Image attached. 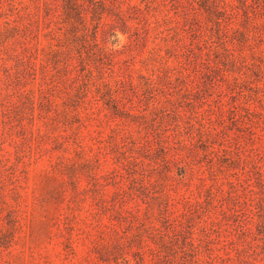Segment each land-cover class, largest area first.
Returning a JSON list of instances; mask_svg holds the SVG:
<instances>
[{
    "label": "rangeland",
    "instance_id": "1",
    "mask_svg": "<svg viewBox=\"0 0 264 264\" xmlns=\"http://www.w3.org/2000/svg\"><path fill=\"white\" fill-rule=\"evenodd\" d=\"M228 1L0 0V264H264V13Z\"/></svg>",
    "mask_w": 264,
    "mask_h": 264
},
{
    "label": "trees",
    "instance_id": "2",
    "mask_svg": "<svg viewBox=\"0 0 264 264\" xmlns=\"http://www.w3.org/2000/svg\"><path fill=\"white\" fill-rule=\"evenodd\" d=\"M74 0H64V3H63V8L65 9V11L67 12L66 14L68 15V16H70V14H72L71 13V11H70V9L72 8V6H73V2ZM223 3V6H222V8H220V9H218V12L217 13H222V14H224V17H225V19L226 20H230L231 19V17H233V16H236L238 13H239V10H238V6H236L235 4H233L232 2H229L228 0H221ZM240 1H242V3H243V14H244V17H245V19H248L249 18V12H248V9L250 8V7H253V12L255 13L256 12V10L258 11V12H260V13H264V7L263 6H261V4L260 3H258L257 1L256 2H254L253 1V3H251V4H247L246 2L244 3L243 2V0H240ZM254 5V6H253ZM221 21L218 19V21H217V23L218 24H221L220 23ZM158 149L160 150V151H162V153H164V154H166V152L168 151V149H169V146L168 145H166V143H164V142H162V143H160L159 145H158Z\"/></svg>",
    "mask_w": 264,
    "mask_h": 264
}]
</instances>
